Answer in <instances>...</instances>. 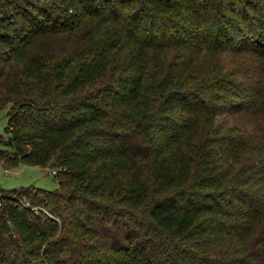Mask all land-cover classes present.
Segmentation results:
<instances>
[{
    "label": "trees",
    "instance_id": "16d2710c",
    "mask_svg": "<svg viewBox=\"0 0 264 264\" xmlns=\"http://www.w3.org/2000/svg\"><path fill=\"white\" fill-rule=\"evenodd\" d=\"M4 110L0 264H264V0H0Z\"/></svg>",
    "mask_w": 264,
    "mask_h": 264
},
{
    "label": "rangeland",
    "instance_id": "374dc122",
    "mask_svg": "<svg viewBox=\"0 0 264 264\" xmlns=\"http://www.w3.org/2000/svg\"><path fill=\"white\" fill-rule=\"evenodd\" d=\"M6 111L0 112V149L12 152V147L7 143L8 135L5 133ZM52 166L38 167L20 165L15 168H5L0 163V190L10 192L25 187H36L52 191L58 187L55 176L51 171Z\"/></svg>",
    "mask_w": 264,
    "mask_h": 264
},
{
    "label": "built area",
    "instance_id": "2783aa9c",
    "mask_svg": "<svg viewBox=\"0 0 264 264\" xmlns=\"http://www.w3.org/2000/svg\"><path fill=\"white\" fill-rule=\"evenodd\" d=\"M51 172H52V174H55V173H56V170H55V171L53 170V171H51Z\"/></svg>",
    "mask_w": 264,
    "mask_h": 264
}]
</instances>
